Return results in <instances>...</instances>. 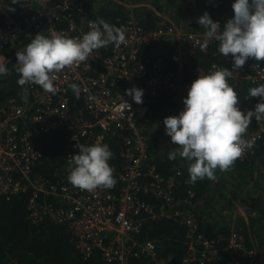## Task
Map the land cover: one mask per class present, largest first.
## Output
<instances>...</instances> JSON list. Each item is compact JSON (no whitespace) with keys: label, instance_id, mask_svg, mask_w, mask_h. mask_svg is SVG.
I'll return each instance as SVG.
<instances>
[{"label":"built area","instance_id":"obj_1","mask_svg":"<svg viewBox=\"0 0 264 264\" xmlns=\"http://www.w3.org/2000/svg\"><path fill=\"white\" fill-rule=\"evenodd\" d=\"M14 1L16 4L12 6L9 0H0V63H4L8 71L17 70L16 53L23 51L37 33L48 37L63 33L70 38H82L90 31V22H98L87 17L77 0ZM125 5L129 8L127 18L117 27L126 34L125 44L120 47L109 44L95 50L87 61L55 73V94L31 83L24 85L26 100L9 98L0 101V196L9 198L29 193L27 210L33 223L49 219L66 225L76 248L85 256L94 249L100 250L105 264H128L130 256H146L154 264H171L170 257L156 258L154 242H140L135 235L146 219L173 215L187 227L189 250L184 263L204 264L217 254L216 242L225 238L206 239L198 233L193 214L188 211L184 214L180 210L190 203L193 193L188 190L185 200L172 195L175 177L165 180L150 163L147 137L137 124V116L146 112L163 92L187 95L192 81L199 75L221 70L223 61L230 62L228 69L231 70L232 59L220 54L218 42V50L212 55L209 66H196L191 80L183 81L182 74L172 70L159 76L150 75V54L141 53L144 44L161 43L164 39L181 40L186 45L182 56L193 59L197 52L206 53L214 40L205 48L204 32L171 22L144 29L132 9L145 4ZM214 22L220 23V20ZM230 79L264 82V61L246 62L238 70L233 68ZM72 84L81 88L82 106L77 113L69 110ZM131 88L143 90L142 103L137 104L131 96L125 95V90ZM239 107L244 112L250 110L248 105L240 102ZM27 124L35 125L36 131L44 134L65 129L69 163L81 145L105 144L107 136H116L123 146L119 153L123 164L119 169L111 160L109 164L120 181L119 193L104 188L89 192L67 183L65 178L50 182L34 173L33 169L41 164L42 151L35 146L33 131ZM263 136L264 118H253V126L249 125L243 138L256 143ZM249 151L246 150L240 159ZM143 194H150L159 201L157 211ZM226 240L227 264L258 262V251L255 247L248 248L245 237L236 229Z\"/></svg>","mask_w":264,"mask_h":264},{"label":"trees","instance_id":"obj_2","mask_svg":"<svg viewBox=\"0 0 264 264\" xmlns=\"http://www.w3.org/2000/svg\"><path fill=\"white\" fill-rule=\"evenodd\" d=\"M120 1V3L118 2ZM140 0H77L87 17L93 20H103L106 23L118 27L126 20L129 8L125 5ZM148 1V0H143ZM185 4L184 9L182 4ZM160 0L156 6L160 10H166L169 5L174 22L180 23L186 29L205 32V29L197 23L193 17L192 8H199L202 4L204 13L207 12L214 21L220 20L221 27L232 17L233 0ZM15 6L14 0H9ZM135 18L144 29H152L166 26L161 18L146 6H136L132 9ZM202 10L198 14H201ZM203 13V14H204ZM202 14V15H203ZM201 15V16H202ZM164 52L156 54L158 62L149 63L148 73L152 76L162 75V72L172 70L177 72L176 57L174 55V43L171 39H164ZM159 44L152 42L141 47L142 54H150V51ZM218 50V41H212L206 53L197 52L195 58L185 59V67L182 74L183 81L191 80L196 66L207 68L212 61V55ZM255 61L250 58L246 61ZM162 65L165 67L161 71ZM229 61H223L224 68H229ZM20 74L16 69H11L8 74L0 77V101L9 98L24 100V86L18 85ZM228 84L237 93L239 102L254 109V102L259 97H248L249 89L264 84V82L252 83L250 81L238 82L227 79ZM187 95L178 96L174 93H161L150 105L149 109L137 116V124L142 133L147 137L150 163L155 171L164 179L175 177L172 195L180 200L187 199L188 190L193 197L190 203L182 206L180 210L185 214L191 212L198 225V233L208 240L216 241L218 237L224 239L216 242L217 254L204 264H227L228 256L224 250L226 238L234 229L246 239V246L253 248L256 245L258 262L264 264V138L257 141L243 159H237L227 171L216 170L217 179L211 181L204 179L195 184L190 182L188 168L190 162L179 156L180 147L173 144L165 133L163 120L169 116H178L184 109L183 99ZM23 97V98H22ZM70 107L72 113L82 106L81 96L76 99L73 91L70 92ZM28 125V124H27ZM33 131V142L42 151L41 164L37 165L34 173L46 177L50 182H56L61 178L70 183L68 176L72 165L68 162L65 148L67 132L65 129H57L44 134L36 131L35 125H28ZM253 126V120L250 127ZM264 137V136H263ZM107 144L113 153L111 163L119 169L123 164L120 156L122 144L116 136L106 137ZM177 152L175 160H169L168 154ZM116 184L108 189L114 194L119 193L120 181L114 174ZM71 184V183H70ZM158 210L159 201L150 194H143ZM29 193H21L9 198L0 196V264H105L101 251L94 249L89 256L83 255L75 246V241L66 225L58 224L49 219L39 223H33L28 217L27 203ZM238 201L246 207L247 220L242 216H233L234 202ZM179 217L165 215L148 218L143 223L141 230L135 236L140 242L152 241L156 247V258H171V264H198L191 261L184 263L188 254L187 227L183 225ZM197 234V232H196ZM250 235L257 243L251 240ZM253 241V243H252ZM260 257V258H259ZM128 264H154L146 256L129 257Z\"/></svg>","mask_w":264,"mask_h":264},{"label":"clouds","instance_id":"obj_3","mask_svg":"<svg viewBox=\"0 0 264 264\" xmlns=\"http://www.w3.org/2000/svg\"><path fill=\"white\" fill-rule=\"evenodd\" d=\"M231 7L233 15L223 27L207 12L197 18V23L205 29L204 47L209 41H218L220 54L231 57L232 69L199 75L183 99V111L163 120L166 135L180 147L179 156L190 162L188 173L193 184L204 179L215 181L217 169L229 170L255 143L243 138L253 118H264V84L249 89L248 97L260 99L254 109L244 112L239 107L237 93L227 82L233 68H242L250 58L264 61V0H233ZM89 27L90 31L82 38H70L63 33H54L51 37L34 35L24 50L16 53L18 85L34 83L45 92L55 94V73L87 61L95 50L109 44L120 47L127 42L121 28L103 20L90 22ZM7 74L8 68L0 63V77ZM71 88L79 99L81 88L77 84ZM125 95L137 104L142 103V89H126ZM112 157L107 144L81 145L70 162L73 166L69 182L89 192L113 188L116 179L114 168L109 164ZM176 158V151L168 154L169 160Z\"/></svg>","mask_w":264,"mask_h":264},{"label":"crops","instance_id":"obj_4","mask_svg":"<svg viewBox=\"0 0 264 264\" xmlns=\"http://www.w3.org/2000/svg\"><path fill=\"white\" fill-rule=\"evenodd\" d=\"M164 1H167V4L171 3L172 0H164ZM134 2V1H132ZM205 2V0H204ZM135 4H138V3H143L145 4L146 7L150 8L152 11H154V13H156L163 22H168V23H175L174 21V18L171 16V13H170V10H169V7L171 5H169V7L166 9V10H160L159 7L156 6L157 3H160V0H148V1H143V0H140L139 2H134ZM184 3H188V1H184ZM184 3L182 4V7L184 5ZM201 5L199 6V8H192V11L193 13H197V15H194L193 17L196 19L198 17H200L203 13H204V10L202 9V3H200ZM202 7V8H201ZM202 10V12H200L201 14H198L199 11ZM177 25H181L180 23H177ZM181 40L179 41H173L174 43V55L176 57V63H177V72H180L183 73L184 70H187L188 67H185V59H187L186 57L182 56V53H185V43H179ZM175 43H178V44H175ZM164 45L165 43H162V44H157L156 46H153L154 48L150 51V60L153 62H158V59H157V55L156 54H161V53H165L164 52ZM159 66L161 67V71H163V69L165 67H163L162 65H160L159 63ZM192 71V70H190ZM233 216L235 215H239V216H242L244 218V220L246 221L247 220V213H246V207L244 205H242V203L238 202V201H235L234 202V208H233V212H230ZM253 243V241H252Z\"/></svg>","mask_w":264,"mask_h":264},{"label":"rangeland","instance_id":"obj_5","mask_svg":"<svg viewBox=\"0 0 264 264\" xmlns=\"http://www.w3.org/2000/svg\"><path fill=\"white\" fill-rule=\"evenodd\" d=\"M186 4H187V3H186ZM184 5H185V3H184ZM184 5H183V10L185 11V9H184V7H185V6H184ZM192 13H193V11H192ZM194 15H197V13H196V12H195V13H193V16H194ZM181 43H184V42H183V41H181ZM175 44H177V43H175ZM250 237H251V240H253V241H254V239L252 238V235H250ZM254 243H257V242H256V241H254ZM254 247L256 248V245H254ZM257 257H258V256H257ZM259 258H260V257H259Z\"/></svg>","mask_w":264,"mask_h":264}]
</instances>
